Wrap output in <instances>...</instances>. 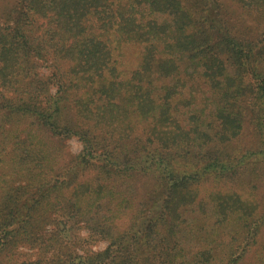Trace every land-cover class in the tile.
Segmentation results:
<instances>
[{"label":"trees","instance_id":"obj_1","mask_svg":"<svg viewBox=\"0 0 264 264\" xmlns=\"http://www.w3.org/2000/svg\"><path fill=\"white\" fill-rule=\"evenodd\" d=\"M254 156L264 0H0V264H264Z\"/></svg>","mask_w":264,"mask_h":264},{"label":"rangeland","instance_id":"obj_2","mask_svg":"<svg viewBox=\"0 0 264 264\" xmlns=\"http://www.w3.org/2000/svg\"><path fill=\"white\" fill-rule=\"evenodd\" d=\"M244 15L247 17L248 21L251 24H255L257 19L252 14H247L244 12ZM249 140V137H248ZM67 149L71 152H78L82 149V143L75 137L66 140ZM258 160V156L251 158V161L246 163L247 166H244L239 173H234L231 175L232 180H229L234 188L243 192L247 196H251L259 204V212L264 211V163ZM226 182H216L213 177L208 179L205 182L200 184V188L204 191V188H216ZM228 184V183H226ZM229 185V184H228ZM231 186V185H230ZM200 189V190H201ZM85 233V232H84ZM107 244V241L102 240L98 241L93 245L94 249L104 248ZM261 248V246H259ZM23 250H28L24 248Z\"/></svg>","mask_w":264,"mask_h":264}]
</instances>
